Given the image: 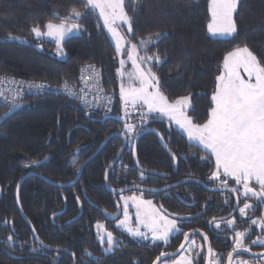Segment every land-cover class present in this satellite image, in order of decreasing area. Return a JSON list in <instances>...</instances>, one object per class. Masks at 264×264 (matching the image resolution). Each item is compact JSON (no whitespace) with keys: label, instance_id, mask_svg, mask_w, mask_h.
Listing matches in <instances>:
<instances>
[{"label":"trees","instance_id":"1","mask_svg":"<svg viewBox=\"0 0 264 264\" xmlns=\"http://www.w3.org/2000/svg\"><path fill=\"white\" fill-rule=\"evenodd\" d=\"M125 6L133 17L134 35L130 37L133 43L150 34H161V39L154 41L148 52L151 55L158 51L164 61L155 65L153 71L170 101L190 96L188 114L196 123L207 119L215 77L228 52L247 45L258 59L264 60V0H239L235 12L237 32L226 38L214 37L208 32L210 0H136L135 3L125 0ZM72 7L83 11L81 0H0V73L75 84L81 66L91 63L101 69L105 88L119 94L120 57L96 12L82 19V28L86 31L66 39L63 57L56 55L54 42L39 40L31 33L35 24L43 25L53 19V13L64 17ZM9 35L19 39H9ZM140 54L143 55V51ZM25 102L28 103L26 107L0 125V264H152L160 251L172 249L118 234L119 246L114 252L105 253V246L99 243L94 229L96 212L82 221L81 218L69 221L76 214V208L82 207L81 201L84 208L91 209V204L84 199L85 193L95 201L100 192H105L102 188L105 170L122 145L118 137L111 139L87 165L73 187H55L39 176L28 177L23 182L20 200L36 237L45 244L64 247L68 252L40 247L18 210L16 193L21 177L36 172L58 182L75 179L78 171L72 165L80 168L82 160L122 123L113 117L105 118L102 112L86 110L68 97L41 95L29 97ZM119 104L118 95L115 111L110 116L123 115ZM7 109L0 106V115ZM138 117L139 114H133L132 122L139 121ZM153 126L178 154V168L157 137L146 134L138 148L140 164L170 176L148 177L145 174V180H141L140 170L133 165L131 153L126 149L110 173L111 185L142 183L162 187L170 180L190 177L214 184L208 179L214 167L213 159L202 160L204 152L190 147L186 135L173 125L169 127L167 119L153 122ZM33 160L40 163L31 164ZM148 195L170 213L198 214L193 222L198 218L195 223L207 231V222L212 217L225 215L230 209L225 204L230 195L213 193L192 182L175 190ZM77 196L81 201H77ZM62 209H66L63 215L52 218L54 212ZM183 225L187 230L194 224L185 221ZM9 235L13 236L11 245L7 242ZM211 244L215 250L220 248L228 252L230 249L218 245L212 236ZM56 254H60L58 262ZM205 256L206 247L197 260L199 264H205ZM254 261L263 263L260 258Z\"/></svg>","mask_w":264,"mask_h":264},{"label":"snow or ice","instance_id":"2","mask_svg":"<svg viewBox=\"0 0 264 264\" xmlns=\"http://www.w3.org/2000/svg\"><path fill=\"white\" fill-rule=\"evenodd\" d=\"M135 3L136 0H130ZM238 0H210V11L212 20L208 24V32L213 35H231L237 32V26L233 19L236 12ZM83 11L72 7L68 15L60 17L58 13H53V19H49L41 25L35 24L30 31L39 40L48 39L56 45V55L63 57L64 43L73 34L86 31L82 28L81 21L92 12L98 13V19L102 20V27L106 29L115 46L117 57H120L118 75L121 78L119 97L122 102L123 115L119 119L123 120V135L127 142L132 143L135 137L140 136L145 131H153L147 128L149 122L167 119L169 127L177 126L183 135H186L190 147H196L204 152V159L214 158V167L208 179L219 185L218 190H226L227 193L235 195L236 205L233 212L238 210L240 217L249 216V211L257 207V203L264 204V60L258 59L257 55L250 50L247 45L238 46L223 57L219 74L215 77V88L210 98V108L207 119L203 123L194 122L188 115L190 107V96H182L174 101H170L168 96L160 88V80L156 72L153 71L155 65L162 64L159 52L148 54L150 46H154V41L161 39V34L148 35L139 38L138 43H133L131 35H134L133 17L128 14L125 0H81ZM58 21V22H55ZM100 27L101 25H97ZM126 26V29L124 28ZM9 39H19V37L9 35ZM127 45V48H126ZM42 47V45H38ZM143 51V55H141ZM127 57L131 61L133 71L127 73V78L131 82L125 87V65ZM95 72L93 66H88ZM243 73V75H242ZM10 84L27 85L28 89L42 92L47 86L43 83L16 81L15 78L0 77V84L5 80ZM138 85V86H135ZM90 86L85 83V88ZM98 87V85H97ZM64 90L69 96L80 99L86 107H93V101L87 99L85 89H81V94L74 93L65 82ZM13 103L11 108L19 107L18 100L22 99L18 89H11ZM5 95L0 89V97ZM101 97L94 96L96 106H99ZM111 103L110 96L104 97ZM108 112L111 108L107 109ZM133 112H138V123H133ZM161 142L164 141L163 135ZM167 149V144H164ZM172 160H177V155L168 149ZM45 159H48L45 157ZM40 161H31V164H39ZM139 165V160H137ZM27 166V165H26ZM79 171L76 164L72 165ZM140 178H145V171L140 170ZM107 172L105 179L107 180ZM230 181L234 184L230 185ZM113 189V192H116ZM119 199L122 203V218L120 215L107 213L111 219L116 221L115 227L122 229L129 236L138 242L148 241L152 245L159 247L160 244L167 245L170 237L183 234L184 243L180 249H185V253L179 254L178 258H169L175 254L160 251L152 264H195L200 256L205 252L206 264H251L248 260L240 259L242 253L251 252V247L245 243L246 238L251 234L252 226H256L264 231V215L258 218H249L245 223L248 227L238 230L236 228L237 218L231 216L228 219H217L212 217L207 223L214 232H231V250L227 252L226 261L222 255H218L209 242L207 233L200 232L199 229L190 232L183 231V221L188 217L178 214H168L157 208L152 200L143 198V190L139 186L135 187L132 195H124L125 189H119ZM139 193V194H137ZM79 201V197L76 198ZM241 201H243L242 206ZM17 203H19V192L17 193ZM230 203V198L225 200V204ZM118 208L121 206L118 204ZM135 207V224L129 208ZM55 215V214H54ZM11 223V221H5ZM222 224L224 227L222 228ZM96 237L104 247L105 253H111L119 246L118 238L113 231L108 230L99 221L95 224ZM35 232V228L32 229ZM199 234L204 244H197L192 237ZM7 242L11 245L13 236L9 235ZM43 245V241H40ZM250 244L264 246V235H257ZM35 250V249H34ZM87 251V250H85ZM89 256L92 254L87 253ZM253 256H260L264 260V253H253Z\"/></svg>","mask_w":264,"mask_h":264},{"label":"flooded vegetation","instance_id":"3","mask_svg":"<svg viewBox=\"0 0 264 264\" xmlns=\"http://www.w3.org/2000/svg\"><path fill=\"white\" fill-rule=\"evenodd\" d=\"M104 117L105 118H111V117H113L115 120H117V121H119L120 123H122V125H119V127H118V129H115L114 131H111V132H109L107 135H106V137L108 136V135H110V134H112V133H119V134H121V132H122V129H123V123H124V121L123 120H121V119H119V116H110V115H104ZM118 119H117V118ZM139 121H136V122H133V123H138ZM147 128H154V129H157L155 126H153V122L152 123H150L148 126H146ZM158 130V129H157ZM159 132H160V130H158ZM161 133V132H160ZM146 134H153V135H155V137H157V139L159 140V142H160V144H161V146H162V143H161V141H160V138H159V136L156 134V133H154V132H147V133H145L144 135H142L141 136V138L139 139V141H138V144H137V159L139 160V158H138V148H139V144H140V142H141V139L146 135ZM162 134V133H161ZM105 137V138H106ZM120 138V139H122V145H121V148L119 149V151H118V153H117V155L115 156V158L110 162V164L118 157V155H119V153H120V151L123 149V147H124V145H125V137L123 136V135H118V136H114V137H112L111 139H113V138ZM164 137V136H163ZM136 138L137 137H135L134 138V140H133V142L132 143H127V146L125 147V149L123 150V153L121 154V157L123 156V154L125 153V151H126V149L131 153V157H132V163H133V165H135L139 170H141L136 164H135V160H134V151H133V148H134V142H135V140H136ZM110 139V140H111ZM109 140V141H110ZM164 140H165V142H166V144L168 145V142H167V140L165 139V137H164ZM103 142V141H102ZM101 142V143H102ZM101 143H100V145H101ZM109 143V142H108ZM107 143V144H108ZM99 145V146H100ZM98 146V147H99ZM107 146V145H106ZM105 146V147H106ZM98 147L95 149V151L98 149ZM104 147V148H105ZM168 147H169V145H168ZM162 148H163V146H162ZM164 149V148H163ZM169 149H171V151L172 152H174V153H176L171 147H169ZM165 150V149H164ZM94 151V152H95ZM93 152V153H94ZM92 153V154H93ZM101 153V152H100ZM99 153V154H100ZM167 153V152H166ZM91 154V155H92ZM98 154V155H99ZM168 154V153H167ZM91 155H89V156H87L85 159H83L82 160V162H81V164H80V168L82 167V165H83V163L91 156ZM97 155V156H98ZM169 155V154H168ZM176 155H177V158H178V164H177V166L175 165V162L172 160V157H171V155H169L170 156V158H171V160L173 161V163H174V166H175V168H178V166H179V156H178V154L176 153ZM97 156H95V158L97 157ZM121 157L118 159V162L117 163H119V161L121 160ZM93 160V159H92ZM91 160V161H92ZM90 161V162H91ZM90 162H88L87 164H86V166H85V168L87 167V165L90 163ZM117 163L115 164V166L117 165ZM109 164V165H110ZM139 164H140V162H139ZM109 165H108V167H109ZM141 165V164H140ZM114 166V167H115ZM142 166V165H141ZM108 167L106 168V170H105V173H106V171H107V169H108ZM142 167H144V166H142ZM79 168V169H80ZM84 168V169H85ZM144 168H148V167H144ZM114 169V168H113ZM112 169V170H113ZM148 169H151V168H148ZM111 170V171H112ZM154 170H156V169H154ZM80 171V170H79ZM79 171H78V174H79ZM162 172H164V171H162ZM83 173V172H82ZM105 173H104V180H103V183H102V188L104 189V191L105 192H100V195H97V200L95 199V201H92L87 195H86V193H85V195H84V199H86L87 201H88V203H90L91 204V209H89V208H84V205H83V201H81V198L79 197V196H77V197H79L80 199V201H81V206L82 207H79V208H76L77 210L75 211V213L76 214H74V217L73 218H70L69 219V221H75L76 219H79V218H81V221L82 220H84V219H86V218H88V214H93V213H97L96 215H97V218L94 220V229H95V232H96V228H95V224L97 223V221H99V222H101V223H103L104 225H105V227L108 229V230H110V231H113V233H114V235L117 237L118 236V234H120V235H123V234H126V235H128L127 233H125L122 229H119V228H116L115 227V224H116V221L115 220H113V219H111V217L110 216H106L105 215V210L107 211V213H109V214H113V215H120V217L122 218V206H121V202H120V199H119V196H120V194H114V193H112L111 191H109L108 190V188H107V186H106V179H105ZM111 173V172H110ZM110 173H109V176H110ZM166 174H168V176L167 177H169L170 176V174L169 173H167V172H165ZM78 174H77V176H78ZM145 174H147L148 175V177H151V176H157V175H153V174H149V173H145ZM39 175H41V174H39ZM43 176V175H42ZM76 176V177H77ZM82 176V175H81ZM109 176H108V184H109V186L110 187H112V188H115V189H119V188H124V187H127V186H133V185H138V186H142V187H144L145 189H150L151 191H143V197H147V198H151L153 201H155L152 197H150L148 194L149 193H152L153 191V189H162V188H165V187H167V186H170V185H172V184H174V183H177V182H179V181H181V180H183V179H186V178H181V179H179V180H176V181H169V183L168 184H166V185H164V186H162V187H154V186H150V185H145V184H142V183H130V184H128V185H125V186H114V185H111L110 184V182H109ZM40 177V176H39ZM75 177V178H76ZM40 178H42L44 181H46L47 183H49L50 185H53L51 182H49V181H53V182H57V183H69V182H71V181H73L74 180V178L72 179V180H69V181H65V182H58V181H54V180H52V179H50V178H46V177H40ZM81 178V177H80ZM190 178H194V179H196L197 181H192V183H197V184H199V185H203V187H205L207 190H209L206 186H210V187H219V185L217 184V183H215L214 182V184L213 185H210V184H208L207 182H205V181H202V180H200V179H198V178H196V177H190ZM48 179V180H47ZM170 179H171V177H170ZM80 180V179H79ZM78 180V181H79ZM145 180V179H144ZM77 183V182H76ZM75 183V184H76ZM187 183H190V182H187ZM230 183V185H232V184H234L233 182H229ZM75 184H73L72 186H69V187H73ZM186 184V183H185ZM184 185V184H183ZM183 185H180V186H183ZM53 186H55V185H53ZM180 186H178V187H180ZM55 187H57V186H55ZM69 187H64V188H69ZM178 187H175V188H172V189H170L169 191H171V190H175L176 188H178ZM59 188H61V187H59ZM134 191V190H133ZM133 191H129V192H126V193H124V194H128V193H133ZM209 191H211V190H209ZM211 192H213V193H223L224 195H226V196H228V195H230V197H226L227 199H229L230 198V200L232 199V201H230V203L228 204L229 206H230V209H229V211L228 212H226V214L225 215H222V216H219V217H216L218 220L219 219H221V218H224V219H228V218H231V216H235L236 218H237V224H236V228L238 229V230H242V229H244V228H246V227H248V224L247 223H245V221H248L249 220V218H258V217H260L261 215H264V204H258V202H255V201H252V200H250L249 202L250 203H257V207H255V209L254 210H250L249 211V216H246V217H240L239 216V213H238V210L237 211H235V212H233V208L235 207V205H236V197H235V195H231V194H229V193H227V191H221V192H214V191H211ZM153 193H155V192H153ZM156 193H160V192H156ZM172 193L173 192H170V195H172ZM111 194V195H110ZM139 194V193H138ZM78 195V194H77ZM75 197H76V195H75ZM21 201V200H20ZM155 203H157L156 201H155ZM242 203H243V201H241V205L240 206H242ZM120 205L121 207L120 208H118L117 207V205ZM158 204V203H157ZM21 206H22V204H21ZM158 206L161 208V206L158 204ZM18 210H19V213H20V215H21V217L24 219V221L29 225V223L26 221V219L24 218V216H22V214H21V212H20V209H19V207H18ZM22 210H23V207H22ZM161 210L162 211H165L163 208H161ZM66 211V209H62V210H58V211H56V212H54L53 213V215H52V218H56V217H59V216H61V215H63L64 214V212ZM166 213H168V214H175V213H170V212H168V211H165ZM23 213H24V215L26 216V213L24 212V210H23ZM55 214V215H54ZM178 215H180V216H184V217H188V219L187 220H185V221H192V224H194L190 229H185L184 228V225H183V231H186V232H188V231H190V230H197V229H199V230H201V231H204V232H206L207 234H208V236H209V238H210V241H211V236L213 237V238H215L216 239V241H217V243H218V245H225L226 247H230V249L228 250V251H230L231 250V245H232V239H231V237H232V233L231 232H222V233H220V232H214L209 226H208V231L206 230V229H203V228H201L200 226H198L197 225V223H195L196 221H198V218L196 219V221L195 222H193V219L194 218H196L197 216H198V214L197 215H188V214H178ZM27 217V216H26ZM29 220V219H28ZM185 221H183V224H184V222ZM86 223H87V221H86ZM59 227L61 226V224H59L58 225ZM29 227H30V225H29ZM224 227V225L222 224V228ZM34 228V227H33ZM30 229H31V227H30ZM32 230V229H31ZM211 233V234H210ZM32 234L34 235V237L36 236L35 235V233L32 231ZM257 235H264V231H262L260 228H258V227H256V226H252V231H251V234L246 238V240H245V243L246 244H248L250 247H251V250L252 251H255V252H259V251H264V246H260V245H252V244H250V241L251 240H254V239H256V236ZM129 236V235H128ZM130 238H132L131 236H129ZM38 238V237H37ZM193 239H195L196 240V242H197V244L199 245V244H202L203 243V240H202V238L199 236V234H197L196 236H194V237H192ZM39 239V238H38ZM133 239V238H132ZM183 239H184V237H183V234L181 233V234H179V235H177V236H175V237H170V241H169V243L167 244V246H169L170 248H172V249H170V250H167V251H171V250H175V249H177L180 245H181V243H182V241H183ZM134 240V239H133ZM35 241L39 244V246L40 247H42V248H44V249H47V250H53V251H65V252H68V250L66 249V248H64V247H60V246H55V245H48V244H45L44 242H43V245L44 246H47V247H52V248H45L44 246H42L39 242H38V240L37 239H35ZM39 241H41L40 239H39ZM180 241V242H179ZM187 248V247H186ZM213 248V247H212ZM214 249V248H213ZM215 250V249H214ZM185 251V250H184ZM216 251V253L218 254V255H222L223 257H224V255L225 254H227V252H225V251H223V250H221L220 248L218 249V250H215ZM57 255V261L56 262H58V256L60 255V254H56ZM176 258V257H175ZM258 258H260L261 259V257H252V256H249V255H247V254H241L240 255V259H243V260H248V261H250L251 262V264H264V260H263V263H260V262H257V261H254V260H256V259H258ZM254 259V260H253ZM226 261V260H225ZM195 264H199L198 263V261H196L195 262Z\"/></svg>","mask_w":264,"mask_h":264},{"label":"built area","instance_id":"4","mask_svg":"<svg viewBox=\"0 0 264 264\" xmlns=\"http://www.w3.org/2000/svg\"><path fill=\"white\" fill-rule=\"evenodd\" d=\"M91 65L94 67L95 72L92 71L88 66ZM0 77H7V78H15L16 81H24V82H35V83H43L47 87L42 92H36L34 89H28L27 85H14L10 84L6 79L3 84H0V89L4 90L5 95L0 97V106L10 108L13 103L12 100V92L11 89H18L20 91V95L22 99L18 100L17 103L24 102L29 97L41 96V95H55V96H62L68 97L73 100H76L84 109L91 110V111H98L102 112L106 115H111L114 113L118 95L112 91H108L103 83V75L101 69L91 63H86L81 66L78 72V80L77 83H67V86L72 89L74 93L81 94V89H85V93L87 94V99L89 101H93V107L89 108L86 107L85 104L80 100L75 98L74 96H69L67 92L64 90L65 82L62 83H54L47 80H38V79H31L26 78L14 74H7V73H0ZM85 83H87L90 87L85 88ZM98 85V87H97ZM99 95L101 97L99 101V106H96V101L94 100V96ZM110 96L112 98L111 103L109 104L104 97ZM111 108V111L108 112L107 109ZM133 114H139L138 112H133Z\"/></svg>","mask_w":264,"mask_h":264},{"label":"water","instance_id":"5","mask_svg":"<svg viewBox=\"0 0 264 264\" xmlns=\"http://www.w3.org/2000/svg\"><path fill=\"white\" fill-rule=\"evenodd\" d=\"M19 107H15V108H9V109H7L2 115H0V125L6 120V119H8L10 116H12L14 113H16L17 111H19V110H21L22 108H24V107H26L27 105H28V103L27 102H22V103H19ZM117 118V117H116ZM118 119V118H117ZM158 121H160V120H158ZM150 123H152L151 121L149 122V124ZM148 124V125H149ZM147 125V126H148ZM150 129H154V128H150ZM155 130V132L154 133H160L157 129H154ZM147 132H153V131H145V132H143L140 136H138L137 138H136V140H135V142H134V148H133V151H134V160H135V164L137 165V144H138V141H139V139L141 138V136L142 135H144L145 133H147ZM161 134V133H160ZM118 135H121V134H119V133H112V134H110V135H108L104 140H103V142L101 143V145L98 147V149L83 163V165H82V167L80 168V171H79V174H78V176L73 180V181H71V182H69V183H57V182H53V181H49V182H51L53 185H55V186H57V187H61V188H64V187H69V186H72L73 184H75L76 182H78V180L80 179V177H81V175H82V172H83V170H84V168H85V166H86V164L88 163V162H90L92 159H94L95 158V156H97L103 149H104V147L107 145V143L109 142V140L112 138V137H114V136H118ZM162 135V134H161ZM159 136V135H158ZM159 138H160V136H159ZM161 141V140H160ZM127 141H126V139H125V145H124V147H123V149L120 151V153H119V155H118V157L109 165V167H108V169H107V177L109 176V173L111 172V170L114 168V166H115V164L118 162V159L121 157V154L123 153V150L125 149V147L127 146ZM162 143V146H163V148L165 149V151L170 155V153H169V151H168V149H169V147H168V145H167V149L164 147V144H166V142H165V140L163 141V142H161ZM172 152V151H171ZM175 162V165L177 166V164H178V158H177V160L176 161H174ZM140 169H143L144 171H145V173H149V174H153V175H157V176H161V177H167L168 176V174H166L165 172H162V171H158V170H154V169H148V168H144V167H142L140 164L139 165H137ZM31 176H40V177H43L42 175H39L38 173H36V172H29V173H26L24 176H22L21 177V179H20V181H19V183H18V187H17V193L19 192V203H17V205H18V207H19V209H20V212H21V214H22V216H24V218L26 219V221L29 223V225H30V227H31V229H33V226H32V224H31V222L28 220V218L24 215V213H23V210H22V206H21V201H20V190H21V186H22V184H23V182L28 178V177H31ZM48 180V179H47ZM192 181H197L196 179H194V178H186V179H183V180H181V181H179V182H177V183H174V184H172V185H170V186H167V187H165V188H162V189H153L152 191L153 192H162V191H168V190H170V189H172V188H175V187H178V186H180V185H183V184H185V183H187V182H192ZM106 186H107V188H108V190L109 191H111L112 193H114V194H120L119 193V189H125V191H124V193H126V192H129V189H132V190H135V187L136 186H138V185H133V186H127V187H124V188H119V189H116L117 191L116 192H113V189H115V188H112V187H110L109 186V184H108V178H107V180H106ZM209 190H211V191H214V192H221V191H226V190H218L219 189V187H210V186H206ZM139 188L141 189V190H143V191H151L150 189H145L144 187H142V186H139ZM17 193H16V199H17ZM192 231H194V230H190V231H188V232H192ZM200 232H204V231H201L200 230ZM204 233H206V232H204ZM209 237V236H208ZM35 238L38 240V242L40 243V241H39V239L35 236ZM209 242L211 243V241H210V238H209ZM182 243H184V239H183V241H182ZM42 246H44V245H42ZM211 246H212V244H211ZM45 248H52V247H47V246H44ZM186 247H187V245L185 246V249H186ZM185 249H180V246L177 248V249H175V250H171V251H166V252H168V253H170V254H175V255H173V256H171V257H169V258H162V259H170V258H175V257H178L179 256V254H181V253H183L184 252V250ZM253 253H257V254H259V253H264V251H259V252H255V251H252L251 250V252H249V253H242V254H247V255H249V256H252V257H260V256H253L252 254ZM205 264H206V262H205Z\"/></svg>","mask_w":264,"mask_h":264},{"label":"rangeland","instance_id":"6","mask_svg":"<svg viewBox=\"0 0 264 264\" xmlns=\"http://www.w3.org/2000/svg\"><path fill=\"white\" fill-rule=\"evenodd\" d=\"M238 3H239V0H238ZM238 7V6H237ZM97 13V12H96ZM210 13H211V11H210ZM97 15H98V13H97ZM233 19H234V21H235V13L233 14ZM211 20H212V17H211ZM211 20H210V22H211ZM101 21V23H102V20H100ZM209 22V23H210ZM124 28L126 29V26H124ZM106 30V29H105ZM107 32V31H106ZM108 34V33H107ZM210 35H212V36H214V37H222V38H226V37H231V36H233L235 33H233V34H231V35H227V34H216V35H213L212 33H209ZM74 35V34H73ZM109 36V35H108ZM110 37V36H109ZM111 39V38H110ZM114 44V43H113ZM126 48H127V45H126ZM124 59L126 60V65H125V69H124V71H125V77H124V84H125V87H128L129 86V83H131L129 80H128V78H127V73H130V72H132L133 71V68H132V64H131V61H128L127 60V57L125 56L124 57ZM242 75H243V73H242ZM121 79V78H120ZM135 86H138V85H135ZM120 92V91H119ZM117 95H119V94H117ZM120 98V97H119ZM120 105V109H121V113L123 114V111H122V102H121V104H119ZM190 108V107H189ZM188 114V113H187ZM189 115V114H188ZM173 126L175 127V128H177V126H175L174 124H173ZM178 129V128H177ZM179 130V129H178ZM213 161H214V158H213ZM234 183V182H233ZM133 193H128V194H124V195H132ZM138 194V193H137ZM145 200H152L151 198H147V197H143ZM120 202H121V206H122V201L120 200ZM152 202H153V204L157 207V208H160L159 206H158V204L157 203H155V201H153L152 200ZM135 211H136V209H135V207H130L129 208V213H130V215L132 216V222H133V224H135ZM162 211V210H161ZM126 233V232H125ZM183 253H185V251L183 252ZM176 258H178V257H176Z\"/></svg>","mask_w":264,"mask_h":264}]
</instances>
